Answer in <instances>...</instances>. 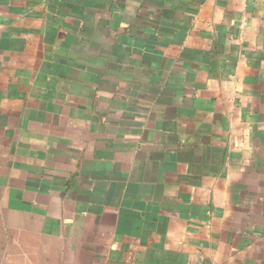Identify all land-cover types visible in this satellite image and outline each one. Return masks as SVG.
I'll return each instance as SVG.
<instances>
[{
    "label": "crops",
    "instance_id": "obj_1",
    "mask_svg": "<svg viewBox=\"0 0 264 264\" xmlns=\"http://www.w3.org/2000/svg\"><path fill=\"white\" fill-rule=\"evenodd\" d=\"M0 264H264V0H0Z\"/></svg>",
    "mask_w": 264,
    "mask_h": 264
}]
</instances>
